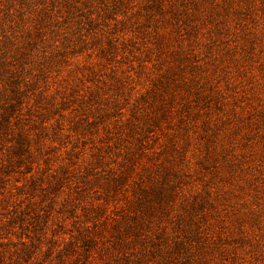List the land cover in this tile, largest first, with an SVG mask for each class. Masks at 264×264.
<instances>
[{"label": "rangeland", "instance_id": "obj_1", "mask_svg": "<svg viewBox=\"0 0 264 264\" xmlns=\"http://www.w3.org/2000/svg\"><path fill=\"white\" fill-rule=\"evenodd\" d=\"M0 264H264V0H0Z\"/></svg>", "mask_w": 264, "mask_h": 264}]
</instances>
